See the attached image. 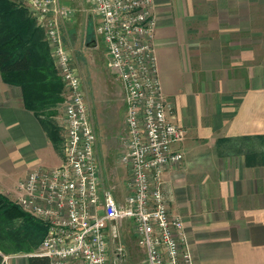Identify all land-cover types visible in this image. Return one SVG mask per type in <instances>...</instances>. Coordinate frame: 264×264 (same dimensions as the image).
<instances>
[{
  "label": "crops",
  "instance_id": "obj_1",
  "mask_svg": "<svg viewBox=\"0 0 264 264\" xmlns=\"http://www.w3.org/2000/svg\"><path fill=\"white\" fill-rule=\"evenodd\" d=\"M205 4L217 10L214 23L202 31L198 10ZM237 4L248 0H153L160 91L168 120L185 130L184 139L172 146L182 162L164 170L161 187L197 264H264V163L222 142L264 136V63L250 62L248 45L231 40L233 31L241 39L247 31L222 27L226 7ZM85 33L96 48L93 29ZM59 110L58 117L63 105ZM124 152L117 164L128 174L120 162ZM62 154L25 110L20 88L0 76V194L11 200L15 191L17 197L29 172L60 166ZM12 176H19L14 190L5 184ZM3 263L28 260L13 255Z\"/></svg>",
  "mask_w": 264,
  "mask_h": 264
},
{
  "label": "built area",
  "instance_id": "obj_2",
  "mask_svg": "<svg viewBox=\"0 0 264 264\" xmlns=\"http://www.w3.org/2000/svg\"><path fill=\"white\" fill-rule=\"evenodd\" d=\"M27 7L45 40L65 88L61 124L63 162L29 172L18 184L17 202L41 221L46 234L32 256L48 264H122L117 224L129 220L146 264H197L186 245L183 224L170 214L161 175L182 162L172 148L185 130L168 120L153 49V0H87L90 22L105 47L106 66L121 82L127 140L120 162L128 169L123 204L102 187L81 78L62 40L71 11L59 0H15ZM99 185H101L100 188Z\"/></svg>",
  "mask_w": 264,
  "mask_h": 264
},
{
  "label": "rangeland",
  "instance_id": "obj_3",
  "mask_svg": "<svg viewBox=\"0 0 264 264\" xmlns=\"http://www.w3.org/2000/svg\"><path fill=\"white\" fill-rule=\"evenodd\" d=\"M59 3L71 11L70 18L64 22L62 28V40L81 78L89 119L96 135L97 160L102 176L101 185L103 184L106 189H111L112 196L123 202L122 200L126 197L125 183L128 176L125 168L117 164L119 153L125 150L127 140L126 129H124L123 88L119 79L106 66L103 43L98 37H96V48H91L87 43L85 31L90 32L93 29L87 0H59ZM216 10V7L209 4L199 8L198 12L203 21L198 27L202 31H206V27L214 23L213 17ZM225 12L226 20L223 21L222 27L226 26L233 30L242 28L243 32L247 31L248 34L246 39L245 37L241 39L237 32L233 31L231 40L235 42L242 40L243 44L245 42L248 45L250 62L252 60V63L257 61L264 63V0H248L247 5H232L226 7ZM60 119L61 116L57 115L53 121L62 128ZM60 134L63 138V130ZM235 144L232 141L229 146L233 147ZM56 150L63 152V143L59 144ZM18 178L19 176H12L6 179L5 184L14 190ZM14 192L11 193L10 201L20 207ZM117 227L119 238L111 240L109 246L112 249L116 247L123 249L125 258L122 264H146L145 250L138 244L131 222L129 220L119 222ZM13 255L28 258L30 254L3 255V260L4 257Z\"/></svg>",
  "mask_w": 264,
  "mask_h": 264
},
{
  "label": "trees",
  "instance_id": "obj_4",
  "mask_svg": "<svg viewBox=\"0 0 264 264\" xmlns=\"http://www.w3.org/2000/svg\"><path fill=\"white\" fill-rule=\"evenodd\" d=\"M0 76L7 85L20 88L25 110L31 112L56 149L63 143L61 131L53 119L65 97V88L45 40L44 30L27 7L15 0H0ZM233 151L246 157H258L264 163V136L224 139ZM256 161V160H255ZM46 234V227L0 194V264L3 255L30 254L28 264H48L43 257L32 256Z\"/></svg>",
  "mask_w": 264,
  "mask_h": 264
},
{
  "label": "water",
  "instance_id": "obj_5",
  "mask_svg": "<svg viewBox=\"0 0 264 264\" xmlns=\"http://www.w3.org/2000/svg\"><path fill=\"white\" fill-rule=\"evenodd\" d=\"M93 46H94V44H93Z\"/></svg>",
  "mask_w": 264,
  "mask_h": 264
}]
</instances>
